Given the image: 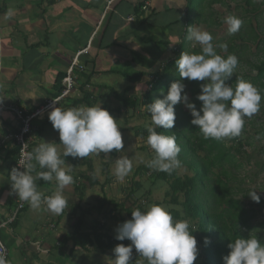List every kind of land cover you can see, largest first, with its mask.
<instances>
[{
    "label": "rangeland",
    "instance_id": "obj_1",
    "mask_svg": "<svg viewBox=\"0 0 264 264\" xmlns=\"http://www.w3.org/2000/svg\"><path fill=\"white\" fill-rule=\"evenodd\" d=\"M37 1L39 0H0V29H3L4 31L1 37L2 39L0 38V67L3 68L0 78L3 80V85H11V83L14 82V87L17 89V92H15L18 93L22 99L26 98L30 101L35 100L36 105L39 107L46 105L47 100L51 99L50 97L44 99L43 96H49V94L53 91V84H48L50 80L52 83L55 80L54 72H50L54 70V68H51L52 63L55 62V65L58 67L57 70L61 71L63 68L59 67L62 64L60 56L61 53H63L64 60H66L67 57L70 59L66 71L69 66L71 67L74 61V57L72 56L73 53L76 56L79 52L84 50L82 47L86 43H83L82 39H85L88 34L93 31V29H91V23H93V25L97 23L100 25L102 23V28L98 32L95 40L104 39L106 36L105 39H108L107 41L111 43V41L116 39L119 41L121 38L119 41L121 44L119 49L121 54L118 55L124 58L122 63L118 62V65L117 63L112 64V60L108 58L109 62H111V64H108L104 57L99 59L97 69L103 72L108 69H113L115 72L118 71L123 74L119 75L118 73L116 74L113 72L111 75L101 74L92 80V87H90V89L94 87L93 89L97 93L100 92L102 94L99 103L102 108L104 105H107L109 113L118 121L124 140L123 152H119L118 157L128 155L129 158H133V169L131 173L121 182L118 181L115 176L114 161L118 157L112 158L111 155L108 154L109 157L105 158L102 153L99 156H88L89 159L93 161L96 176L100 179L101 183L106 182L105 171L103 168L104 164L108 165V172L110 173L112 180L111 184L106 186L104 190L101 187H95L87 190L85 198L82 201V206L86 209L87 207L94 205L96 200L101 199L105 194L110 200H116L118 203H124L125 209L134 210L136 209V205H133L128 197V194L134 190V201L139 199V204L143 207L141 210H144L149 204H156L158 202L168 207L170 211L172 209H177L182 212L181 207H174L163 203L165 192L168 188L167 184H154L148 176L136 174L137 168L149 161V155L147 151H140V147L148 145L146 142H143L142 139L135 137V130L141 127L148 128L149 126H154L150 120L151 117L149 113L144 111V108L142 107L138 109V111L129 112L128 114L122 108L123 106L117 102L113 96L107 99L105 97V93L109 90L123 92L126 89H130V96L136 95L140 97L148 90V82L151 81V77L146 76L141 83L132 85L125 80L126 78L124 77V74L135 75L141 71H145L149 75L158 71L159 64H165L168 60L170 61V59H175L181 55L180 52L175 54L172 50L164 46H155L153 44V46H150L148 45L149 43H146V40L148 41L153 38L157 40L170 41L172 46L180 44L184 30V6H182V8L179 7L178 11H176L174 9L175 7L170 8L169 2H165L164 0H146L149 5V9L145 12V17L147 16L146 19H151L150 17L152 16L153 10H156L157 14L159 13V16H156L155 18L153 16L154 19L152 18L147 25L134 28L139 24L142 17L140 19L137 18L133 21V23L126 24V27L123 28L126 29V33L122 32V35L118 36L114 26L116 25V20L109 22L107 17L105 20H102L104 18L105 9L102 12H97L94 9H86L85 12L88 14V18H84V16L87 17V15L83 14V10L81 8H88L92 0H70L72 4L69 6V9H73L75 8L74 6L77 5L78 8L76 9H78L79 14L77 16L75 13L69 12L67 14V18L65 19L66 21L62 19L61 23L58 15H56L57 17L53 16L54 14L61 12L57 6L59 8L63 7L65 0H54L57 6L56 9L51 12L49 8L53 9L54 6H46L44 2L42 4V1L41 5H36ZM141 1L144 0H127L124 2L123 5H121V12L125 15L124 17L126 18L127 13L133 12L131 10V4H138ZM105 2L106 0H104V3ZM223 2L224 3L216 4L213 7V11L220 19L221 25H211L212 23L209 22L210 18H208V6H205L206 14L203 19L206 20V22L197 26H200L202 30H206L211 33L213 36V43L215 45L228 42V46H230V38L233 36L238 37L234 40V44L235 47H238V59H240V63L234 71V74L243 75L245 73H250L254 76L256 75V71L252 70L247 64L250 62L256 63L258 58L260 60H264V53L261 52L262 48L264 49V43H262L260 48L256 50V43L254 44L250 41L248 43L249 48L246 49L242 45L241 40L243 39L241 38L248 40L249 33L251 32L249 30L250 28L248 29V26L250 24L249 20H251L252 25L255 22L259 24V29L256 34L260 39L264 40V0H255L261 13L258 18L255 17V15L244 11L245 0H223ZM4 3L8 5L6 10H4ZM100 7H102V5ZM46 8L48 9L46 10ZM10 9L13 10L14 14L11 18H6V14ZM57 10L59 12H56ZM61 15L62 12L59 16ZM229 15H235L243 21L241 29L234 35L228 34L227 25L224 23L225 17ZM256 18L258 21H256ZM169 21L179 22V24H176L174 27L172 26L170 29L165 28ZM112 23L114 25H112ZM14 24L18 25V30L13 26ZM25 33H28V35L25 36ZM57 33L59 34L58 36ZM41 39H45L47 42L44 41L45 43L42 44L40 49L32 55L34 49L30 50L31 48H28V43ZM89 43L88 39L87 45H89ZM193 44L194 42L188 41L187 47L185 44H180L179 46L182 45L183 47H186V51L192 52L194 48L199 47V45L193 46ZM75 47L81 48L79 49L80 51L76 52ZM61 50L64 51L61 52ZM12 51H17L22 55L18 57V60L15 62L11 60L13 57L12 55L15 53ZM216 51L222 53V56L226 54V52H223L219 47H216ZM82 53L83 52H81V54ZM106 53L109 54V52ZM159 61L161 62L158 63ZM35 63L44 73L38 72L39 69L35 74L33 73V71L36 70L34 68L36 67ZM77 66H80V61H78ZM173 72H176V68ZM78 73L82 74L80 71H78ZM48 74H51V76L49 77ZM14 77L16 78L13 81H10ZM78 78L79 80L83 79L80 75ZM27 79L35 81H33V84L31 81L30 85ZM45 79L46 82L43 81ZM172 79H174V76L169 77L166 81L171 82ZM182 82L186 85L185 92L189 96V102L195 103L199 109L201 105H198L195 100L196 96L191 91V84L186 79ZM100 84L106 86V88L109 87V89L98 90L96 87ZM42 86L44 88L43 91H41ZM137 86L140 87L137 88ZM80 87L81 85L78 84L76 89L73 90L71 98L74 99L80 96ZM31 95L33 96L31 97ZM27 106L29 107L30 105ZM182 106L188 111L183 104ZM60 107H62V105ZM47 120L49 121V119ZM262 122L263 119L261 111H258L251 117H245L244 127L247 129L244 140L249 139L251 145L245 148L246 153L244 152L239 155L237 163H240L242 165L241 167L235 168L233 166L225 165L227 166L225 167V170L230 171L234 176V186L240 189L236 192V195L239 196L236 199L242 200L241 203L244 210L253 215L251 229L254 230H251L248 233H251L253 236H257L258 239H264V137L256 136L255 130ZM13 123H16V121H13ZM36 127H43L40 134L36 131ZM32 135L34 140L31 142V146L33 147L42 143V140L46 142H55L56 144L61 143L59 140V133L53 129L51 123L36 121L34 123ZM230 145L231 143H228V147ZM57 150L60 155H63L64 148L62 145H58ZM201 153L203 155L206 154L204 152ZM66 165L73 166V169L71 170L72 176L76 175L79 170H86V168H79L71 163ZM178 170L182 176L185 174H189L190 176L192 175L191 171L185 170L182 166ZM216 171L220 172L219 169H216ZM73 178L74 183L67 186L63 190L64 196L67 199L68 208L67 210L65 208L66 211H69L71 207V205H68L69 202H75V199L73 198L75 177L73 176ZM252 190L257 191V194L260 196L259 203L252 201L248 196V193ZM55 191L56 188L54 186L51 191L45 192V194L50 193L52 195ZM149 192H151L150 197L147 198ZM109 211L111 210L108 206L104 207L103 212L106 214V218H103V213L100 214L97 211H93V213L86 218V225H90L96 219H103V221L107 224L106 232L114 235L116 234L115 229L119 224L131 219L126 211L110 212V214ZM60 216H62L61 221L57 223ZM78 217L79 212L76 216H70L69 213H66L65 215H56L48 211L44 205L35 210L28 206L26 212L20 216L17 228H13V230L11 228H6L1 234V239L3 243L7 245L9 250V264H28L29 261L32 264H39L33 258V255L37 252L35 244L44 240L46 244H49L50 247L53 248L54 245L58 243V239H61L66 233L71 231V226L75 223V221H77ZM189 224L191 225L192 222H189ZM34 241L38 242L34 243ZM117 245L118 243H115L111 250L106 251L78 249L74 252V256H72V258L70 255L69 245V248L66 250H53L52 256L48 259V262H50L49 264H112V260L115 259L113 249ZM197 248L198 256L194 264H200L203 261L200 256L201 248L199 246H197ZM23 251H25V255L23 254ZM44 264H47V262L44 261Z\"/></svg>",
    "mask_w": 264,
    "mask_h": 264
},
{
    "label": "clouds",
    "instance_id": "obj_2",
    "mask_svg": "<svg viewBox=\"0 0 264 264\" xmlns=\"http://www.w3.org/2000/svg\"><path fill=\"white\" fill-rule=\"evenodd\" d=\"M110 1L112 3L108 5ZM118 1L105 2L102 20L108 18ZM13 14V10L10 9L6 18H11ZM133 21L135 18L129 22ZM224 23L227 25L229 35L236 34L243 25V21L235 15L225 17ZM101 28L102 23L100 25L97 23L96 28L94 27L89 34L91 35L89 45L81 51L82 54L79 52V56L78 54L73 56L74 58L78 56L80 61L75 73L77 77L82 76L87 70L82 65L81 57L89 53ZM3 32L0 29V38ZM187 39L194 42L193 46L199 45L200 52L183 51L175 61L181 79L171 83L166 95L162 92V99L158 98L151 104L144 105L146 112L151 114L150 120L154 125L147 128L146 143L155 154L147 163V167L169 175L182 166L178 158L181 147L175 134L165 135L156 131V128L172 129L175 126L177 104H183L190 111L191 124L198 127L204 139L224 140L241 134L245 117L257 113L262 100L260 90L250 81L237 77L235 86L228 83L233 78L239 61L234 54L225 57L216 52V47L227 52V43L215 45L211 33L202 30L196 24L187 27ZM2 69L0 67V75ZM184 79L203 82L200 84V94L196 96V100L201 102L199 109L195 103L189 102V96L185 92L186 85L182 82ZM54 99H48L52 100L51 110L35 119H49L53 129L58 131L61 143L42 140V143L25 154L18 167L11 169L9 180L10 195L14 194L18 200L27 203L34 210L44 205L48 211L59 215L67 207L63 190L74 183V178L70 174L73 166L66 165L65 159L58 153L57 146H63L64 157L83 159L103 153L105 158H108V154L113 150L123 152L124 140L118 121L108 110L103 109L99 102L94 106L62 108L60 106L64 99L60 103ZM6 107L9 106H5V109ZM36 164L46 170L39 171L34 177L32 172ZM114 164L115 176L122 182L133 169V158L122 155ZM38 179L46 182L55 180L56 191L52 195L44 196L38 190L36 183ZM248 196L252 201L260 202L257 191H250ZM193 232L190 230L188 220H175L169 208L163 204H149L144 210L136 208L131 212V219L119 224L115 229V239L117 241L127 239L130 244L125 246L120 243L113 249L115 259L112 260V264H133V249L139 256L135 264H194L198 248ZM204 242L210 243L207 238ZM228 248L230 251L222 258L223 264H264V243L251 233L248 238L237 236L228 244ZM0 264H9L3 254H0Z\"/></svg>",
    "mask_w": 264,
    "mask_h": 264
},
{
    "label": "trees",
    "instance_id": "obj_3",
    "mask_svg": "<svg viewBox=\"0 0 264 264\" xmlns=\"http://www.w3.org/2000/svg\"><path fill=\"white\" fill-rule=\"evenodd\" d=\"M46 4V6H50L55 4L54 0H41ZM127 0H119L113 9L109 13L108 20L112 21V16L114 11L121 10V5ZM181 1V6H184V17H183V37H181L180 44H185L187 47L188 39H187V27L193 24L200 25L201 23H205L206 20L203 19L206 14L205 6H208L209 22L213 25H221L220 19L216 16L213 11V7L216 4L224 3L223 0H179ZM132 13L137 16H145V12L149 9L147 5V1H141L138 4H131ZM178 6H176L175 10L178 11ZM90 7L88 6L89 9ZM101 10H104V7H100ZM145 8H147L145 10ZM6 10V8H4ZM244 11L250 14L255 15V17H260V9L256 4L255 0H245ZM1 14V12H0ZM157 11L153 10L151 19L158 16ZM153 18V19H154ZM256 18V21L258 19ZM151 19L144 18L142 21L140 20L139 26L142 27L144 25L149 24ZM250 24L248 29L251 31L248 36V40L241 38L242 45L244 48L248 49V43L252 41V43H256V50H258L264 40L260 39L256 34L259 29V24L255 22L253 25L251 24V20H249ZM179 23V22H178ZM177 22H169L168 27L165 28L170 29L172 26L174 27ZM200 27V26H198ZM240 35V34H239ZM236 36L231 37V45L228 46V50L224 56L226 57L228 54H234L238 56V47H235L234 40H236ZM240 39V38H239ZM146 43H149L150 46H164L172 50L175 54L183 51H186V47L182 45L172 46L171 42L164 40L151 39L146 40ZM119 42H111L108 45V48H114L119 46ZM153 44V45H152ZM228 44V42H227ZM121 45V44H120ZM35 46L38 48L40 44L31 45L28 43L29 47ZM192 52L199 53L200 47L194 48ZM217 52V51H216ZM262 53H264V49L262 48ZM218 54H222L217 52ZM96 55V54H95ZM92 54L91 51L87 55L82 56V65L86 68V73H84L81 77L83 79L78 80V84L81 85L79 93V97L71 98L72 95H69L62 102V108L69 107H79L81 105L94 106L96 105L102 97L100 92H96L92 87V80L94 76H96L97 72L95 71L97 66V57ZM258 57L257 55H255ZM180 57V56H179ZM172 58L170 61L168 60L165 64H159L158 71L152 74L146 73L145 71H141L135 75H126V78L130 84L136 85L141 83L142 80L147 76L151 77V81H149L148 90L140 97L133 95H129L130 89H126L123 92H117L114 90H109L105 93V97L108 99L110 97H114L117 102H119L122 108L129 114V112H136L140 108H144V105L151 104L155 99H162L163 95L167 94V90L170 87L171 83L180 80L179 73L176 69V72H173L176 68L175 61L179 58ZM240 61V59H238ZM159 61L158 63H160ZM240 63V62H239ZM238 63V64H239ZM252 70L256 71V75L252 76L250 73L245 74H234L233 78L228 81V83H232L235 86V80L237 77L243 78L244 80L250 81L254 86H256L261 93V115L263 122L257 126L255 130L256 136L264 137V60H258L256 63L250 62L247 64ZM89 66H91L89 70ZM84 71V70H83ZM85 72V71H84ZM119 73L118 71H114L110 69L108 71L103 72L104 74L111 75V73ZM66 71H59L55 75V80L52 85V93L49 96L52 99L58 98L62 95L65 90V86L63 85V80L66 77ZM173 77L174 79L170 81H166L169 77ZM82 81V82H81ZM191 84L192 93L197 96L200 94V84L203 82L198 81H189ZM98 90L109 89L106 86L100 84L96 87ZM82 95V96H81ZM196 100V99H195ZM7 103V101L5 100ZM198 105H201V102L196 100ZM8 104V103H7ZM15 104L18 106V109H23L22 103L20 101H16ZM16 105H10L16 106ZM39 109V106L30 107L28 111L24 114L25 117L34 113ZM103 109L108 110V106L104 105ZM198 109V108H197ZM24 110V109H23ZM10 111V110H8ZM12 114L14 112L10 111ZM112 112V111H110ZM175 114L176 121L175 126L172 129H163L156 128V131L163 132L165 135L175 134L177 138V143L181 147V153L179 154V159L182 162V167L185 170L191 171L192 175L189 174L181 175L179 170L177 169L171 175L158 172L152 170L147 167V163L154 158V152L150 149L149 146L140 147L141 152L147 151L149 155V161L146 164L139 166L136 170L137 175L148 176V178L154 183H165L168 185V188L165 192L164 201L170 206L181 207L182 212L177 209H172L171 213L173 218L177 220L186 219L189 222H192L190 225V230L194 231L192 234L195 236L197 240V246L201 248V258L203 261L200 264H223L222 258L229 253L228 244L234 240L237 236L248 238L249 231L254 230L251 229V222L253 219V215L248 211H245L242 206V200L236 199L239 196L236 195V192L240 189L234 186L233 175L230 171L225 170V165L233 166L235 168H239L242 165L237 163L239 155L245 152V148L250 146L251 143L249 139L244 140V136L246 135V129L243 127L241 134L238 137L224 139V140H214V139H204L203 136L199 133V129L197 126L191 124L192 116L190 115V111L183 108L182 104H177L175 106ZM150 117L151 114L149 113ZM15 116V124H10V129H13L10 134L8 130L5 131V134L10 135L14 140L15 136H18L21 133L22 128L24 127V123L22 120H19L18 117ZM33 119L31 122V132L34 130V123L38 122H46L50 123V121ZM128 121V120H127ZM255 124V123H254ZM43 127H36V131L38 134L41 133ZM30 133L27 136V140L33 142V135ZM254 135V134H253ZM135 137L142 139L143 142H146L148 137L147 128H137L135 130ZM251 137V136H250ZM14 140V145L9 151V156L11 158V169L13 167H17L18 155H19V147L16 146ZM228 143L231 145L228 147ZM37 146V145H36ZM36 146H31V150H33ZM201 152L206 153L203 155ZM246 153V152H245ZM103 154V153H102ZM112 158H116L119 155V152L113 150L112 153H109ZM62 159H65V163H71L77 167L86 168V170H79L75 177V185H74V196L75 202H69L68 205H71L69 211H63L62 215L69 213L70 216H76L79 212V217L77 221L71 226V231L66 233L61 239H58V243L54 245L53 249H68L70 245V255L71 258L74 256V252L78 249L81 250H111L115 243H123L125 246L130 244V241L127 239L124 241H117L115 239V235H112L106 232L107 224L103 219L94 220L90 225H86V218L93 213V211H97L98 213H103V218H106V214L103 212L104 207L108 206L111 211L110 212H122L126 211L128 216L131 217V212L133 210L125 209L124 203H118L116 200H110L107 195H103L101 199H97L94 205L87 207L86 209L82 206V201L85 198V194L87 190L93 189L95 187H101L103 190L106 186L111 184L110 173L108 172V165L104 164L103 168L105 171L106 182L101 183L100 179L96 176L93 161L89 159V157H85L83 159L80 158H72V157H64L61 155ZM35 164V161H33ZM216 169H219L220 172H217ZM46 170L41 169L38 164L35 166V170L32 172V175L35 177L39 171ZM71 174V173H70ZM72 175V174H71ZM9 179V177H8ZM10 182V180H9ZM38 190L44 194V196L51 195L50 193L45 194V192L51 191L55 186L56 181L52 180L50 182H46L43 179H38L36 181ZM150 193H148V197H150ZM135 192L132 190L129 194V200L133 205H136V208L143 209V207L139 204V199L134 201ZM1 198V197H0ZM17 196L13 194L12 201L9 210L11 213L8 217L0 216V225L4 223L7 219L10 218L11 215L17 210L18 204L16 202ZM161 204V203H156ZM261 204V203H260ZM29 205L24 202L22 208L18 211V217L14 223H10L6 228H17L19 224L20 216L26 212L27 207ZM30 207V206H29ZM62 216L59 217L58 222L61 221ZM241 227V228H239ZM243 227V228H242ZM239 228V229H238ZM205 238H207L210 243L205 244ZM1 239V237H0ZM2 240V239H1ZM262 243H264V239H260ZM5 244V243H4ZM6 248L7 245L5 244ZM8 249V248H7ZM9 251V250H8ZM25 255V252L23 251ZM35 258V255H33ZM139 259L138 254L135 249H133V264L135 261ZM205 259V260H204ZM9 262V256H8ZM28 264H32L30 261Z\"/></svg>",
    "mask_w": 264,
    "mask_h": 264
},
{
    "label": "crops",
    "instance_id": "obj_4",
    "mask_svg": "<svg viewBox=\"0 0 264 264\" xmlns=\"http://www.w3.org/2000/svg\"><path fill=\"white\" fill-rule=\"evenodd\" d=\"M106 1H108V0H106ZM153 1H155V0H153ZM164 1L165 2H169L170 8H173V7L176 8V6H178V7L181 6L180 5L181 4V1H179V0H164ZM4 4H5V8L7 9V6L8 5L6 3H4ZM42 4H43V2H42ZM71 4L72 3H71L70 0H65V4L61 8H59L56 4H53V5H50L49 6V7L54 6L53 9H51L49 7L48 8L50 9V12L52 10H55L56 9V6H57L58 9L61 10V12H62V15L61 16H59V14L61 12H59L58 10L56 12H59V13L54 14V16H53V17H57L56 15H58V17L60 18V23H61L62 22V19H64V21H66L65 19L67 18V14L69 12H73V13H75L78 16L79 11H78V9H76V8H78V6L76 5V6H74L75 8L69 9L70 8L69 6ZM36 5H41V0L37 1ZM101 5L104 7V9L106 8L105 3H104V0H92L91 4L89 5V7H90L89 9H91V10L94 9L97 12L98 11H101L102 12L103 10H101V8H100ZM48 8H46V10ZM81 9L83 10V14H86L87 15V17L84 16V18H88V14L85 12L86 8H83L82 7ZM166 11H168V10H166ZM124 16L125 15L123 14V12H121V10L115 11L114 14H113V16H112V22H113V20H116V25H114L113 23H112V25L115 26L116 34L118 33V36L119 35H122V32L126 33V29H123L124 27H126V24L133 23V22H129V19H133V18L140 19L141 17L144 18V15L143 16H141V15L140 16H137V15H134V13H132V12L127 13L126 18ZM169 22H171V21H169ZM90 25H91V29H93L94 27L96 28V24L93 25V23H91ZM13 26L16 29L18 28V25H15L14 24ZM139 27L140 26L138 24L134 28H139ZM2 30L3 29H1V31ZM28 33H25V36L28 35ZM58 35L59 34L57 33V36ZM90 37H91V35L88 34V36L85 39H82L83 40V43H86L84 46L82 45L83 46L82 48H86L88 39H89V42H90V39H91ZM105 37H104V39H105ZM104 39L94 40V42L92 44V50H89V51L92 52L93 55L96 54L95 56L97 57V60H96L97 66H98L99 59H102L104 57H105V61L108 64H111V62H109V59L108 58H110L112 60V64L117 63V65H118V62L122 63V60H124V58L121 57L120 55H118V54H121V52L119 50L120 47H121V45L119 44V46L110 49V48H108V45H110V42L107 41L108 39H105V40ZM120 39H119V41H120ZM44 41L47 42L45 39H41V40H38V41L35 40V41H33L31 43V45L40 44V46H38V48H36L35 46H33V47L30 46L29 47V48H31L30 50H33L34 49L32 55L35 52H37L38 49H40V47L42 46V44L45 43ZM119 41L114 40L113 42H119ZM46 45H48V44H46ZM79 49H81V48H76L75 47L76 52L80 51ZM62 51H64V50H61V52ZM108 51H109V54L106 53ZM12 52H15L14 55H12L13 57L11 58V60L13 62L17 61L18 60V57L22 56L17 51H12ZM74 55L75 54L73 53L72 56H74ZM63 56H64V54L61 53L60 60L62 61V64L59 67L63 68V69H61V71H64V70L66 71V68L68 66V62H69L70 59H69V57H67L66 60H64ZM56 59H57V57H56ZM35 65H36L37 68L34 67L36 69L35 71H33L34 74L39 69L36 63H35ZM97 66H96V69H95V71L97 72V74H96V76H94V79L96 77L100 76L101 74H104L103 71L97 69ZM51 68H54V70L53 71H50V72H54L55 75L59 72L57 70L58 67L55 65V62L52 63ZM89 68H91V66H89ZM39 70H38V72L44 73L41 70L40 71ZM108 70H110V69H108ZM108 70H106V71H108ZM2 72H3V69H2ZM2 72H1V74H2ZM51 74H48V76L50 77ZM104 75H107V74H104ZM0 77H1V75H0ZM16 77H14L13 79H11L10 81H13ZM27 81L31 85V81H32V84H33L34 83L33 81H35V80H29V79H27ZM43 81L46 82V79L43 80ZM48 84L51 85L53 83L50 80ZM39 90H40V88H39ZM43 90H44V88L42 86L41 91H43ZM15 91L17 92V89H15V87H14V82L11 83V85H3V80H1V78H0V98H1V103H0V158H1V161H0V197H1L0 198V216H3L5 218L8 217L9 214L11 213V211L9 210V208H10L11 203L12 202L14 203V201L12 200L13 194L10 195L11 186H10V182H9V179H8L9 173L11 171V158L9 156V151L11 150L12 146L14 145V140L12 139V137L10 135L5 134V131L8 130V131H10L9 133L11 134L12 131H13V129H10V127H11L10 124H15V123H13V121H15V116H14L15 113L12 114L10 111L6 110L5 109V106L16 105L15 104L16 101H20L22 103V106L21 107L25 111H28V109L30 107L32 108L33 106H37L36 103H35V100L34 101H30V100L24 98L26 100L25 101ZM32 96L33 95H31V97ZM43 98L45 99V98H48V97L47 96H45V97L43 96ZM5 100L7 101L8 104L5 102ZM3 103H5L6 105H4ZM27 105H30V106L28 107ZM13 107L16 108V109H18V106L17 105L16 106H13ZM17 199H18V197L16 198V201H17ZM10 201H12V202H10ZM0 227H1V225H0ZM3 230H4L3 228H0V237H1V234H2V231ZM35 242H38V241H34V243ZM38 243H40V244H38ZM38 243L35 244L36 245V250H37V252L34 254L35 255V258H36L35 260L39 264H44V261L47 262V264H49L50 262H48V259H50V257L52 256V251L54 249L51 248L49 244H46V242L44 240H41ZM31 248H33V247H31Z\"/></svg>",
    "mask_w": 264,
    "mask_h": 264
},
{
    "label": "built area",
    "instance_id": "obj_5",
    "mask_svg": "<svg viewBox=\"0 0 264 264\" xmlns=\"http://www.w3.org/2000/svg\"><path fill=\"white\" fill-rule=\"evenodd\" d=\"M111 3H112V1H110L108 3V5H111ZM79 54H78V56H79ZM78 56L74 58V61L71 65V67H69V69H68V72H67L68 75L64 79V85L66 86V89L63 91V93L60 97L54 99L55 101H58V103H60L63 99L68 97V95L73 90V87H74V84L76 81V77H75L76 68L78 67L77 65H78V61H79ZM51 104H52V100L47 101L46 105L41 106L39 110H37L33 114L28 115L27 117L24 116L26 111L23 109H16L14 107H6V109L14 112L16 114V116L18 117V119L22 120L24 123V127L22 128L21 133L18 136L14 137V140L16 142L15 144H16V146L19 147L17 167H18V164L20 163V161L24 158L25 154L32 151L31 150V142L27 140V136L30 133H32L31 132L32 120L35 118H40L45 113H47V111H50L51 110V108H50ZM21 170H23V169H21ZM16 202L18 204L17 210L13 213V215L10 216L9 219H7L4 223L1 224L0 228L7 227L8 224H10V223L12 224L16 221V219L18 217V211L22 208V206L24 204V202H21L18 199ZM0 254L5 255L6 259L8 260V256H9L8 249L6 248L5 244L1 240H0Z\"/></svg>",
    "mask_w": 264,
    "mask_h": 264
},
{
    "label": "bare ground",
    "instance_id": "obj_6",
    "mask_svg": "<svg viewBox=\"0 0 264 264\" xmlns=\"http://www.w3.org/2000/svg\"><path fill=\"white\" fill-rule=\"evenodd\" d=\"M147 8H145V10H146ZM148 10V9H147ZM130 20H132V19H129V21ZM75 77H76V81H75V84H74V87H73V90H75L76 89V87H77V85H78V82H77V79H78V77H77V75L75 74ZM65 86V85H64ZM65 89H66V86H65ZM67 98V97H66Z\"/></svg>",
    "mask_w": 264,
    "mask_h": 264
}]
</instances>
